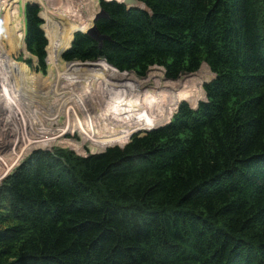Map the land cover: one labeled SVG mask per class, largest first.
I'll return each instance as SVG.
<instances>
[{"label": "trees", "instance_id": "obj_1", "mask_svg": "<svg viewBox=\"0 0 264 264\" xmlns=\"http://www.w3.org/2000/svg\"><path fill=\"white\" fill-rule=\"evenodd\" d=\"M70 1L67 9L50 8L59 15L47 13L52 27L39 5H26V42L41 65L56 47L62 61L81 63L58 61L49 94L63 99L56 90H71L75 76L89 75L84 89L93 84L94 94L81 98L97 102L128 90L125 84L148 90L121 77L154 82L162 89L150 103L156 120H131L122 138L106 143L124 145L87 155L38 148L23 160L0 184V264H264V0H124L145 8L101 0L108 13L96 19L108 35L101 42L84 31L93 14L72 19L97 0ZM67 22L83 30L62 47ZM11 64L4 65L10 82ZM151 65L164 66L167 78L152 69L145 80L127 72L142 76ZM19 66L31 81L28 66ZM17 97L30 113L28 93ZM149 100L150 93L139 106L109 109L104 132L86 129L105 140L121 137L129 117L153 118ZM18 107L31 136L53 120L42 111L28 118Z\"/></svg>", "mask_w": 264, "mask_h": 264}, {"label": "rangeland", "instance_id": "obj_2", "mask_svg": "<svg viewBox=\"0 0 264 264\" xmlns=\"http://www.w3.org/2000/svg\"><path fill=\"white\" fill-rule=\"evenodd\" d=\"M3 1L4 0L0 1V42H2L5 45L7 54L5 56L4 62L2 63L0 67V71L10 85L8 88L11 91L13 102L16 104L18 111L20 112V113L19 112L17 113L19 115L18 128L20 131V135H18V137L21 138L22 144H20V146L17 147V149L13 148V145H11L12 144L11 141L6 142V137H7L6 135L8 134V131H9L8 128L6 129L0 128V138L4 137L5 142H6L5 143L2 139H0V145L4 146L3 149L0 147V184L2 183L3 179L8 174L12 173L23 160H25L35 149H38V148H46V149H51V150H56V148H67V149L73 150L77 154L87 155L93 152L103 151L108 146H111V145H115V144L124 145L125 143H127V141L124 143L112 142L106 145L107 142L115 141L117 139H114V140L102 139L93 134L94 132L96 133L95 130L94 132L92 131L93 133L89 132V130L86 129V126H87L86 124L77 125L78 121H84V119H86V118H83L84 116H89V117L93 116L95 106H97L98 103L96 100H90L89 98L82 99L83 97L81 98L82 93H80V90L75 89V77H74V85L71 90L61 91V88H58L56 90V93L58 92L60 94L62 92L63 99L57 97L58 95L54 96L52 94H49L50 91L55 86V82L53 81V78L55 77V75L57 74L59 70V66H58L59 62L66 63V64L74 63L76 65H79L81 64L79 61L77 60H74L71 62L62 61L60 57H58L61 52V48L56 47L53 51V57L50 60V62H53V60L56 58L58 59L54 61L53 70H51L52 65H50V62H48L47 55H46V67H43L39 60V57L28 48V45L26 42V25H27L26 24V21H27L26 20L27 19L26 5L27 3L31 2L33 4L39 5L40 16L44 20L43 24L45 23L44 17H47L51 20V27H52L54 24L53 18L47 15V11L51 12L54 10L58 12L64 8H67L69 5L72 4V2L70 0H51L52 4H49L46 9L45 3L42 2V0H6L4 2ZM100 1L101 0H97V2L94 3L91 9H88V7L86 6L85 11L83 12L80 11L79 15L77 14L74 18H72L73 24L79 21V19H81L82 21H85L84 19L86 16L88 18L89 16L91 17L92 14L95 15V13L99 11L101 7ZM50 8H52L53 10H51ZM53 15H56V14H53ZM43 24H42V27H43ZM67 24L69 23L67 22ZM72 26L76 27V25H72ZM88 27L89 26L85 27V29H87ZM45 33H46V30H45ZM47 54H48V51H47ZM10 58L12 59L14 63V64H11V67L9 69L11 73V78H10L11 82L8 80L6 74L4 73V68H5L4 65L7 62V60H9ZM62 59L65 61L67 60L63 57V53H62ZM88 60H92V59H88ZM0 61H1V58H0ZM81 61H87V60H81ZM95 61H98L102 65H106L105 67H109L104 57L102 58L99 57V59ZM23 63L28 66L29 72L31 73V76L33 77V79L29 82H25L22 79L23 72L19 65ZM203 64L204 63H202L201 67L203 66ZM87 65L88 64H86L85 66ZM150 69H152V71L157 76L161 78L162 77L167 78L166 69L162 65H151L149 69L147 70L146 74L142 76L134 70H130V71L134 72V74L141 80H145V77L147 76L148 71ZM130 71H127V72H130ZM186 72H183V73H186ZM192 72H195V71H192ZM202 72L208 75L209 80L215 76V73L212 71L210 66L209 67L203 66ZM183 73H181V75ZM67 80L68 79L66 78L64 79L61 78V80L59 79L57 82L60 81V84L64 85L66 84ZM85 80H87V78ZM123 81L125 82V80ZM92 85L93 84H89L88 89H87L88 92L86 91L85 94L87 93L94 94L93 88L95 87H93ZM148 86L149 85L145 86V88H147ZM113 88L117 90L121 89L116 85H114L111 89ZM13 89H16V93H14ZM124 89L126 90L127 88L125 87ZM85 90H86V87H85ZM149 91L150 90H146V92L142 94L141 97L146 95ZM126 92L132 93V90L128 89ZM26 93H28L29 95L28 101L30 104L28 107H29V110H31L30 113L25 110L21 100L18 99L17 97V94L25 95ZM113 93H121V92L114 91ZM122 93H125V91ZM44 95L45 96L47 95L45 99H43ZM205 99H206V96H205ZM17 102L19 103L23 111L28 115V118L30 117L31 119L33 118L36 119L39 116L37 112L42 111L41 114L45 112L44 115L49 116L48 117L49 119L53 118L52 122L49 123L45 121L44 124H41L42 122H40V125H38L40 127H38V129L42 128V131L40 132L41 134L36 135V137L29 135L24 127V113L18 107ZM175 112L172 114L170 118H165V119H168L167 121H165L164 123L158 124L156 126L163 125L171 121ZM15 113H16V110L14 114ZM1 118H2V115L0 116V124H2V121H3ZM131 120L137 121L135 119H130L127 122V127H128V123ZM155 120H156V116H155ZM130 125L131 127L136 128L134 124H130ZM127 127H126V131H127ZM151 128L153 127L138 129L132 132L130 134V137L128 138V141L130 140L133 133H137V132L144 133L146 130H149ZM13 149L15 151V154H13ZM8 155H10V158Z\"/></svg>", "mask_w": 264, "mask_h": 264}, {"label": "bare ground", "instance_id": "obj_3", "mask_svg": "<svg viewBox=\"0 0 264 264\" xmlns=\"http://www.w3.org/2000/svg\"><path fill=\"white\" fill-rule=\"evenodd\" d=\"M129 1H132V0H129ZM70 6H68L67 8H69ZM67 8H64V9H67ZM47 13H49V14H56L53 11H51V12L50 11H47ZM76 29H80V28H77V27H74V26L68 24V29L66 31L67 34L60 40L62 47L65 45V43H66L67 39L69 38L70 34L73 31H75ZM6 54H7V52H6L5 45L2 42H0V56H1L0 57L1 58L0 67H1L2 63L4 62V60H5ZM130 72H132V71H130ZM88 77H89V75L82 76L81 78H79V76H75V81H76V87H75V89L80 90V93H82V96L85 94L84 83H86V80L85 79L88 78ZM121 79H122V77H121ZM122 81H123V79H122ZM124 83L135 84V85H138V86H141V87L147 86V85H141V84H137V83L131 82V80L128 81V82H124ZM125 85H127L126 88L133 90L132 87L129 84H125ZM9 86L10 85H9L8 81L2 75V73L0 71V116L2 115V118L1 119L3 120L2 121V124H0V128L1 129L8 128L9 131H8V134L6 135L7 136L6 137V142L11 141L12 142L11 145H13V148L17 149V147H19L20 144H22L21 138L18 137V135H20V131H19V128H18V117H19V115L17 114L19 111H18V108H17L16 104L13 102V98H12L11 91L8 88ZM148 87H147L148 90H150L148 92V93H150L149 109H150V111H151V113L153 115V118L150 121H148V122H144V121H141L140 119H137L135 117H129L130 119L131 118L136 119V120L140 121L143 124H149V123H151V122H153L155 120V116L156 115L153 114V112H152V110L150 108V103H151V100H152L153 95L156 92H159V91L162 90L154 82L151 83V84H149ZM146 90L147 89H145L143 91H139L137 93H135V92H132V93L126 92L127 90L125 91V93H122L124 91H122L121 93H113L112 92L108 97H104L99 102H97L98 105L95 106L93 116H91V117L84 116L83 118H86V119H84V121H78V120L77 121L81 125L82 124H90V125L94 126L96 129H98L100 132H104L106 128L102 124L101 118L103 116H105L106 112L109 109H114L116 106H119V105H122V104H126V103H138L137 106H139L141 100L148 93L146 95H144L143 97H141L140 100H139V102H138V98L142 94H144L146 92ZM85 96H86V94H85ZM140 107H141V105H140ZM14 109L16 110V113L15 114H14V112H15ZM129 118L127 119V121L129 120ZM127 121L125 123V131H126V127H127ZM125 134H123L121 137H123ZM121 137H118V138H121ZM118 138H114V139H118ZM0 139H2L5 142V138L4 137L3 138H0ZM114 139H106V140H114ZM0 147L3 149L4 146L3 145L2 146L0 145ZM13 154H15L14 149H13ZM8 156L10 158V155H8Z\"/></svg>", "mask_w": 264, "mask_h": 264}, {"label": "water", "instance_id": "obj_4", "mask_svg": "<svg viewBox=\"0 0 264 264\" xmlns=\"http://www.w3.org/2000/svg\"><path fill=\"white\" fill-rule=\"evenodd\" d=\"M124 1V0H123ZM126 4H127V2L126 1H124ZM128 6H139V7H142V8H145L144 6H140V5H137V4H127ZM103 15H108V13L105 11V9L101 6L100 7V9H99V11H97L96 13H95V15H94V19H93V23H92V25L91 26H89L86 30H84V31H87V32H89L92 36H94L97 40H99L100 42L102 41V39L103 38H105V37H107L108 35L107 34H103V33H101L100 32V30L97 28V25H96V19L98 18V17H100V16H103ZM77 30H83V29H76L75 31H77ZM73 38H74V36H73ZM73 38H72V40H73ZM71 44H72V42H71ZM71 44L69 45V47L71 46ZM68 47V48H69ZM183 72H186L185 70H183ZM215 76H216V74H215ZM214 76V77H215ZM206 96H207V94H206ZM198 105H199V102H198V104L196 105V106H192V107H194V108H197L198 107ZM179 106V105H178ZM177 111H178V107H177ZM176 111V112H177Z\"/></svg>", "mask_w": 264, "mask_h": 264}]
</instances>
